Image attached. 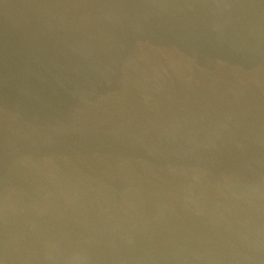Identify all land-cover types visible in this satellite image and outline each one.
<instances>
[{
	"label": "water",
	"instance_id": "95a60500",
	"mask_svg": "<svg viewBox=\"0 0 264 264\" xmlns=\"http://www.w3.org/2000/svg\"><path fill=\"white\" fill-rule=\"evenodd\" d=\"M0 264H264V0H0Z\"/></svg>",
	"mask_w": 264,
	"mask_h": 264
}]
</instances>
